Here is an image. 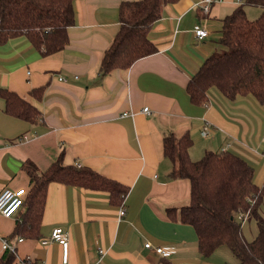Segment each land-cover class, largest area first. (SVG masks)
I'll return each mask as SVG.
<instances>
[{"label": "crops", "instance_id": "0c3cea01", "mask_svg": "<svg viewBox=\"0 0 264 264\" xmlns=\"http://www.w3.org/2000/svg\"><path fill=\"white\" fill-rule=\"evenodd\" d=\"M123 1L128 0H75L70 41L59 52L46 55L25 35L0 44V86L42 112L34 123L9 115L0 97V192L24 187L27 199L33 184L28 164L44 171L60 156L65 164L90 167L128 187L119 205L108 191L50 182L38 236L15 234L24 207L10 217L0 212V257L7 238L16 246L13 264L27 257L65 264L63 245L42 243L57 226L69 235L68 264L235 261L221 247L203 256L195 229L168 215V209L189 203L191 183L171 177L174 163L164 154V136L189 133L193 160L206 150H231L254 168L255 183L264 184V103L252 95L231 100L212 87L208 101L198 104L187 91L201 64L222 48L223 19L244 0L213 2L209 12L201 0L165 5L149 31L158 50L130 68L103 74L101 61L120 30ZM246 12L255 19L262 9L247 5ZM196 26L208 36L198 38ZM40 87L37 98L32 91ZM146 242L175 252L164 257Z\"/></svg>", "mask_w": 264, "mask_h": 264}, {"label": "trees", "instance_id": "16d2710c", "mask_svg": "<svg viewBox=\"0 0 264 264\" xmlns=\"http://www.w3.org/2000/svg\"><path fill=\"white\" fill-rule=\"evenodd\" d=\"M179 0H128L120 5V30L105 51L100 70L130 68L138 59L158 49L150 39L153 23L163 14L165 5ZM75 0H0V44L25 35L44 54L63 50L70 41L68 28L75 23ZM262 9L250 19L246 6ZM219 43L223 52L212 53L187 85L192 102L204 103L212 87L227 98L252 95L264 103V0H244L223 19ZM44 87L32 91L42 97ZM0 97L9 115L37 122L41 110L17 91L0 86ZM189 133L164 136V154L174 163L172 178L188 179L191 196L188 204L168 209L171 219L191 225L197 234L199 251L208 257L226 245L240 260L226 264H264V184L254 181V168L231 150H206L199 160L190 156ZM32 187L22 207L15 234L38 236L50 182L108 191L112 202L123 204L128 187L90 167L65 164L62 156L46 170L28 164ZM239 211H250L255 219L257 236L249 240L238 220ZM0 264H13L15 252L6 249ZM166 264H173L169 261Z\"/></svg>", "mask_w": 264, "mask_h": 264}, {"label": "built area", "instance_id": "2783aa9c", "mask_svg": "<svg viewBox=\"0 0 264 264\" xmlns=\"http://www.w3.org/2000/svg\"><path fill=\"white\" fill-rule=\"evenodd\" d=\"M216 1H222V0H201L199 6L205 11L209 12L211 4ZM196 36L200 39H203L204 37L208 36L209 31L206 28L196 26L194 29ZM76 77H78L76 75ZM61 79H64L63 77H60ZM144 111H148L149 107H144ZM202 134L204 136L207 135V131H203ZM28 191L26 188H18V189H11V188H5L0 192V212L6 216L10 217L15 215L19 209L23 206L25 202V197L27 195ZM126 213L125 208H121L120 210V217L124 216ZM250 215V211H239L237 213L238 220L245 223ZM22 240V239H20ZM58 242L61 245H63L65 249V256H64V262L65 264H68V247H69V235L68 232L61 226L55 227L50 236L48 238H44L42 240V243L48 244L49 242ZM145 246L149 249L155 250L158 254L169 257L172 255L175 250L173 247H166V246H158L153 247L151 242H146ZM2 247L4 250L9 249L13 252H16V246L12 245L7 238L2 239ZM18 264H42L39 261H35L30 257L20 259Z\"/></svg>", "mask_w": 264, "mask_h": 264}, {"label": "rangeland", "instance_id": "374dc122", "mask_svg": "<svg viewBox=\"0 0 264 264\" xmlns=\"http://www.w3.org/2000/svg\"><path fill=\"white\" fill-rule=\"evenodd\" d=\"M226 50V47L222 46V48L220 47V49L218 50V52H223ZM256 222H255V219H251L250 221L247 220V222L245 223V225L243 226V231L247 236H255L256 234ZM248 238V237H247ZM222 249H226V251L228 253H230V255H232V257L234 258V262H230V263H238L240 262L239 258L226 246V245H223L221 246Z\"/></svg>", "mask_w": 264, "mask_h": 264}]
</instances>
